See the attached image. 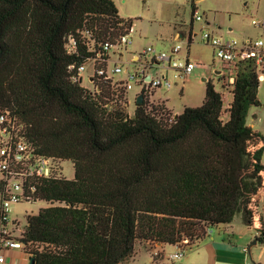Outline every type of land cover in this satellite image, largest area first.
I'll use <instances>...</instances> for the list:
<instances>
[{
	"label": "trees",
	"instance_id": "trees-1",
	"mask_svg": "<svg viewBox=\"0 0 264 264\" xmlns=\"http://www.w3.org/2000/svg\"><path fill=\"white\" fill-rule=\"evenodd\" d=\"M132 25L114 0H0V113L74 168L25 187L48 202L21 238L36 264H124L139 242L191 247L237 216L264 244V134L247 123L261 105L255 59L239 63L226 110L209 78L177 117L147 99L130 113L110 80L91 90L74 76Z\"/></svg>",
	"mask_w": 264,
	"mask_h": 264
},
{
	"label": "rangeland",
	"instance_id": "rangeland-1",
	"mask_svg": "<svg viewBox=\"0 0 264 264\" xmlns=\"http://www.w3.org/2000/svg\"><path fill=\"white\" fill-rule=\"evenodd\" d=\"M114 1L119 14L134 22V42L129 51L140 53L147 46L169 51L175 45L180 44L182 48L178 57H188L198 63L187 80L176 81L170 89L161 86L154 92V98L166 100L175 113L183 110L185 105L199 106L202 104L206 86L202 77L211 78L216 90H223V79L216 74V70L223 69V63L215 56L213 47L202 39L204 31H212L219 37L237 41L240 44L249 39L262 38L264 40V29L253 24L254 20L264 18V0ZM193 2L203 19H194L193 28H191ZM190 33L192 42L189 44ZM130 56V54H125L123 60L129 59ZM92 69L93 63L90 62L84 72L85 77L82 80L84 86L91 85L86 76L92 72ZM139 90L140 86L134 84L129 91L128 111L131 113L135 110V94ZM258 96L261 105L250 108L247 123L264 134V78L260 79ZM155 101L162 102L161 100ZM224 114V118H227L226 112ZM262 160L264 162V155ZM63 168V176L68 178L74 176L71 161L65 160ZM47 205L48 202L44 200L13 202L10 205V217L20 226L25 227L27 215L37 214ZM261 211L264 215V199ZM227 226L226 224L215 226L205 239L196 242L191 247L182 248L178 245L166 244L163 247V257L153 254L154 250L159 247L154 249L151 243L139 242L133 256L124 264H264V244L259 242L254 244L251 254L249 252L238 253L232 249V246L247 248L255 239V231L242 222L241 216H237L232 224ZM182 251L184 255L181 258H170L171 254ZM18 252L23 254V250H18ZM8 258L10 259L11 256Z\"/></svg>",
	"mask_w": 264,
	"mask_h": 264
},
{
	"label": "built area",
	"instance_id": "built-area-1",
	"mask_svg": "<svg viewBox=\"0 0 264 264\" xmlns=\"http://www.w3.org/2000/svg\"><path fill=\"white\" fill-rule=\"evenodd\" d=\"M203 17L195 13V19ZM254 25L264 29V18L254 20ZM134 27H130L115 43L106 42L103 50L90 62L93 63L92 74L86 76L91 90H97L100 77L110 80L119 98L123 94V100L127 99L128 92L134 84L140 86L135 94L137 102L140 93L143 100L147 99L149 105L157 104L154 92L157 88L165 86L170 89L173 83L185 81L194 72L198 63L187 58L178 57L182 46L175 45L169 51L158 50L154 46H147L140 53L129 51L134 42ZM202 39L213 47L215 56L223 63L220 77L223 79L222 94L226 102L227 95L232 94V87L236 79L237 68L241 61L254 58L257 64L259 79L264 78V40L261 38L238 43L219 37L212 31H204ZM125 54L130 58L123 60ZM89 62V63H90ZM88 64L81 65L74 78L82 82ZM71 69L74 66H70ZM122 75L121 77H116ZM124 76V77H123ZM230 103H225V109ZM128 106V101H127ZM65 160L48 157L40 154L34 145L22 135V125L9 110L0 113V263L13 264L5 253L7 250L24 248L25 242L21 240L25 228L10 217V205L13 202L23 200L32 201L26 195L27 183L32 178H60L63 177V162ZM19 233L16 236V233ZM153 254L162 256L164 249H160L156 243ZM182 248L184 244L179 245ZM182 252L170 255L171 259L181 258Z\"/></svg>",
	"mask_w": 264,
	"mask_h": 264
},
{
	"label": "crops",
	"instance_id": "crops-1",
	"mask_svg": "<svg viewBox=\"0 0 264 264\" xmlns=\"http://www.w3.org/2000/svg\"><path fill=\"white\" fill-rule=\"evenodd\" d=\"M195 13H198L197 12V10H195ZM195 13H194V19H195ZM203 19V18H202ZM201 19V20H202ZM197 20V19H196ZM209 23V22H208ZM133 27H134V22H133V25H132ZM134 33H135V28H134V32H133V36H134ZM180 36H183L182 34H180ZM262 39V38H261ZM218 71V72H217ZM92 72H93V69H92ZM92 72L90 73V74H92ZM219 73H220V70H216V74L217 75H219ZM90 74H88V75H90ZM190 77V76H189ZM203 78H207V80H208V77H202V79ZM139 92V91H138ZM221 92V91H220ZM156 100H161V101H165V103H166V106L170 109V110H172V112L174 113V114H179V113H181V111H177L176 113L174 112V110L171 108V107H169V105L167 104V102H166V100H164V99H162V98H158V99H156ZM127 101H128V103H129V92H128V97H127ZM232 101V94H228L227 95V100H226V102L224 101V103H230ZM135 103H136V100H135ZM136 105V104H135ZM185 106H189V105H185ZM184 106V107H185ZM127 109H128V106H127ZM131 113V112H130ZM227 115V114H226ZM227 117H228V115H227ZM232 223H229V224H226V225H231ZM227 226V227H228ZM25 228V227H24ZM250 229V228H249ZM212 231V228H209V230H208V233L210 234V232ZM17 235L16 236H18V232L16 233ZM256 238V237H255ZM157 245L158 246H160V247H162V249H163V247H164V245H166V244H161V243H157ZM177 246V245H176ZM179 246V245H178ZM232 249H234V251H237L238 253H246V252H248V247L247 248H245V247H238V246H232ZM18 250H23V254H21L20 252H18ZM6 254H7V256H11V258L13 257V260H12V262H13V264H28L29 263V254L28 253H26L25 251H24V249L23 248H20V249H11V250H7L6 251ZM161 257H163V256H161ZM10 258V259H11ZM160 258V257H159ZM227 264H232V263H227Z\"/></svg>",
	"mask_w": 264,
	"mask_h": 264
},
{
	"label": "water",
	"instance_id": "water-1",
	"mask_svg": "<svg viewBox=\"0 0 264 264\" xmlns=\"http://www.w3.org/2000/svg\"><path fill=\"white\" fill-rule=\"evenodd\" d=\"M203 80L206 81L207 78H203ZM142 101H143V93H140L139 96H138L137 102L141 103ZM174 116L177 117L178 114H175ZM257 243H258V240H257V238H255L254 241L248 246V249L247 250H248L249 254H251L252 246L254 244H257ZM28 264H36V257L33 256V255H30L29 256V263Z\"/></svg>",
	"mask_w": 264,
	"mask_h": 264
}]
</instances>
